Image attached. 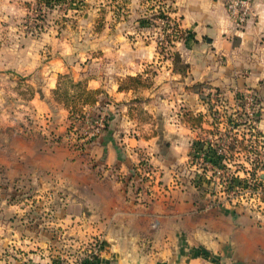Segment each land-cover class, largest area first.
Segmentation results:
<instances>
[{
  "label": "crops",
  "instance_id": "obj_1",
  "mask_svg": "<svg viewBox=\"0 0 264 264\" xmlns=\"http://www.w3.org/2000/svg\"><path fill=\"white\" fill-rule=\"evenodd\" d=\"M37 1L0 0V97L19 109L0 114V264H75L83 237L87 252L100 246L98 264H264V222L210 206L189 176L192 143L227 130L237 95L255 90L264 105V0L241 27L227 0L164 1L183 34L165 56L141 32L147 0L63 2L33 36L21 24ZM131 77L148 84L134 89ZM87 93L79 128L108 120L77 151L64 135ZM257 128L264 140V115Z\"/></svg>",
  "mask_w": 264,
  "mask_h": 264
},
{
  "label": "built area",
  "instance_id": "obj_2",
  "mask_svg": "<svg viewBox=\"0 0 264 264\" xmlns=\"http://www.w3.org/2000/svg\"><path fill=\"white\" fill-rule=\"evenodd\" d=\"M254 0H227L225 8L229 15L233 18L235 22L236 27L243 26L247 20L249 19V13H250V7ZM163 2H157L155 5L152 6V11L155 13H163L164 18L158 19V22L163 25L167 26V32L169 36L171 37V43L178 40L179 35L181 34V30L178 27V22L176 19L171 18L169 14L164 12L165 10L162 9ZM154 3V2H153ZM45 6L42 4L40 5V8L37 10L31 8L29 10V13L32 11L34 12L35 18L38 16V13L36 11L40 10V17H42V13L45 10ZM31 14V13H30ZM37 22V21H36ZM27 28V27H25ZM29 28V27H28ZM40 26L33 24L32 28H29V34L30 35H37L38 31L40 30ZM36 32V33H35ZM180 33V34H179ZM158 39V38H157ZM157 41V40H155ZM158 45L160 46L162 44L161 38L158 39ZM166 43V42H165ZM163 56V55H161ZM237 106L235 109V112L231 114L230 118L226 119V122L229 124L227 130L217 129L215 133H209L207 137H204L201 140H195L199 141L200 143H203V149L211 148L216 150V153L218 155L223 156V159L221 161V165L224 167H218L213 165L211 162L204 160V152L201 151H193L194 148L192 146V152L189 158V165L192 168H195L192 172H189L192 174L190 183L192 186L197 188L198 185H202V187H210L214 186L220 187L218 192H224L227 194V201L230 202V196L235 195L236 193L240 194H248L250 197H256L258 202L263 204L259 200L260 192L259 190H256L254 192H251L249 188L242 189L239 186L233 187L230 191H227V188L229 186L230 179L232 177L239 176L240 178L248 179V174H243L242 176L239 175L240 170L236 172L239 167L244 168L246 171H248L251 167L250 159L248 162L243 161V164H239V161L236 160V158L231 159L229 157L228 152V146L229 144L233 143V138L236 134L243 135L245 139L251 138L252 140L255 139V130H258L257 128V118L260 116L258 113L260 110L257 108V98L255 95L249 96V95H237ZM212 102L214 104V111L213 116L215 118H218L219 115H222V112L220 111L224 108V103L222 100V97L216 93L213 92L211 98ZM257 108V109H256ZM221 119V118H220ZM87 120V117L82 114H70L69 122L67 125V129L64 135V140L67 143V145L74 149V150H81L83 146L89 141L90 139L97 137L106 127L108 115L104 112L99 113L89 124L88 130L87 128L85 130H81L79 128V124L81 122H84ZM241 130H244L241 131ZM258 138V137H257ZM47 139L50 142H57L58 137L54 136L52 133L47 135ZM194 141V142H195ZM257 143V149L264 154V140L262 137L258 138L256 140ZM240 155L243 156L242 152H237V150L234 151L233 157H239ZM259 157V156H258ZM256 158V157H255ZM260 158V157H259ZM233 167V168H232ZM234 169V170H231ZM139 170L142 171V175L148 176V174L151 173L152 167L149 164L147 158L145 156H142L139 161ZM259 174V173H258ZM260 178L263 176L264 173L259 174ZM192 181V182H191ZM250 181L248 179V182L246 185H249ZM245 185V186H246ZM235 193V194H234ZM206 195L209 196L211 199L209 205L210 206H222L224 203L220 197H218L215 194H211L208 192H205ZM256 216L258 221L264 222V214L261 213H251ZM85 250V251H84ZM100 250V246L98 244H94L92 249L87 252L86 249H82L84 251V255L80 258H77L75 261V264H82L83 261H88L89 263L92 262L93 258L98 260V252Z\"/></svg>",
  "mask_w": 264,
  "mask_h": 264
},
{
  "label": "rangeland",
  "instance_id": "obj_3",
  "mask_svg": "<svg viewBox=\"0 0 264 264\" xmlns=\"http://www.w3.org/2000/svg\"><path fill=\"white\" fill-rule=\"evenodd\" d=\"M75 1V0H73ZM72 0H64L63 5L59 7V9L64 10L67 9L69 7V3L73 2ZM110 2V1H114V0H103V2L106 3ZM162 1H166L168 3L171 2V0H147L148 5H155V3L157 2H162ZM154 2V3H153ZM75 3V2H74ZM76 5H80L79 3H76ZM40 6L35 5L33 7V9H39ZM152 9V6L150 7ZM47 11L48 8H45L44 12L42 13V17H40V10L36 11L38 13V16L35 18V16L33 15L34 12H30L29 16L26 20H24L21 24V28L23 31L27 32L29 34V28H32L33 24L39 25L40 26V30L37 32L38 34L35 36H38L40 34V32L44 31V28L46 27V20H47ZM150 11V9H149ZM152 11V10H151ZM165 13L167 12L166 10L164 11ZM145 16L143 19L144 21H147L148 23L145 24L144 26H140L141 28V32H143L147 38L150 37L152 38L153 41H155L156 46H157V50L159 55H168V53L170 52V47L178 40H180L182 37H179L178 40H176L175 42L171 43V37L169 36L168 32H167V26H163L158 22V19H162L164 18V14L163 13H155V12H148L147 15H143ZM37 21V22H36ZM27 27V28H25ZM29 27V28H28ZM36 33V32H35ZM180 34V33H179ZM161 38L162 44L159 46L158 45V39ZM166 42V43H165ZM20 81V80H18ZM245 95H249V96H253L255 95V97L257 99H259V95L258 92L253 90L250 91L248 93H245ZM259 105H258V109L260 110L258 113L260 115H264V105L261 104V101L259 100ZM4 102V99H1L0 97V114L2 113H9L10 111H14V112H18L19 109L17 107H15L14 105H10V104H6ZM256 108V109H257ZM244 132V130H241ZM256 157V158H255ZM264 154H262V156L259 158L257 156H253L251 159L254 161H261L264 158ZM236 160L239 161V164H243L244 161V156L240 155L239 157L236 158ZM233 168V167H232ZM231 170H234L232 169ZM239 175L242 176V172H239ZM220 189V187H214V186H210V187H203V193L208 192L211 194H215L218 197H220L223 201L224 204H228L229 207H231L232 209L241 212V213H261L262 215L264 214V204H261L260 202H258L256 197H250L248 194H240V193H234L235 195L230 196V202H226L227 199V194L224 192H218ZM84 215V219H87V213H83ZM83 220V219H82ZM82 220H78L77 221V226L81 227L82 224L79 222ZM77 243V250H76V256L75 259L80 258L84 255V251L81 250V248L86 249L87 248V237H83V238H77L76 240Z\"/></svg>",
  "mask_w": 264,
  "mask_h": 264
},
{
  "label": "trees",
  "instance_id": "obj_4",
  "mask_svg": "<svg viewBox=\"0 0 264 264\" xmlns=\"http://www.w3.org/2000/svg\"><path fill=\"white\" fill-rule=\"evenodd\" d=\"M63 1L64 0H38L37 5L40 6L43 4L46 8L50 9L57 4L63 3ZM147 23L148 22L144 21L143 19L139 20L140 26H144ZM180 33L181 34L179 35V37H183L182 32H180ZM178 59L179 58L177 55L173 56L174 61H176V60L178 61ZM126 81L134 89L137 87H142V86L144 87L148 84V83H146V81L142 82L139 78H132V77L127 78ZM89 95L93 96V94H91V93H87V95L84 94L82 96H78V98H79L78 101L82 102L81 106L76 101L75 102L72 101V104L70 107V110H71L70 112L72 114H77V113L82 114L83 113L82 107L84 106V104L95 102L93 100V98H91ZM203 98H209V95L203 96ZM257 103L259 104V100H257ZM259 118H260V116L257 118V123L259 121ZM182 121L187 123V125H189V127L191 129H194L195 127L199 126V124L201 122V117L193 115L190 111L183 110L182 111ZM257 137L258 138L263 137V134L259 130H255V139H253V140L251 138L245 139L243 135L239 136L238 134H236L233 138V143L229 144V146H228L229 157L231 159L237 158V157L232 156L235 150H237V152L243 153L245 162L246 161L248 162L253 156L261 157L262 152L257 149V146H258L256 143V140L258 139ZM192 146L194 148L193 151L197 150V151L204 152V160L205 161L211 162L215 166L224 168L221 165V161L223 159V156L218 155L216 153L215 148L214 149H211V148L203 149V143H200L199 141L193 142ZM250 165H251V167L248 171H246L242 167H239V169L236 170V172L238 170H240L243 174H248V179L250 181V184L246 185L248 182V179L240 178L239 176L232 177L230 179L227 191H230L233 187H236V186H239L242 189H246V188L248 189L249 188V190H251V192L259 190V192H260L259 193L260 194L259 200L264 204V178H260V175H259L261 173H264V159L261 161L251 160ZM82 264H98V260L93 258L91 263H89L88 261H83Z\"/></svg>",
  "mask_w": 264,
  "mask_h": 264
},
{
  "label": "water",
  "instance_id": "obj_5",
  "mask_svg": "<svg viewBox=\"0 0 264 264\" xmlns=\"http://www.w3.org/2000/svg\"><path fill=\"white\" fill-rule=\"evenodd\" d=\"M261 178H263V176H261Z\"/></svg>",
  "mask_w": 264,
  "mask_h": 264
}]
</instances>
